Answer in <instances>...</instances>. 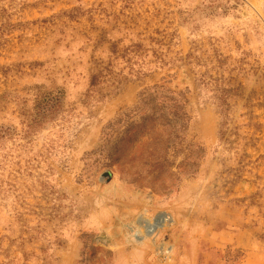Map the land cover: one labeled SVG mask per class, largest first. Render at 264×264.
Returning <instances> with one entry per match:
<instances>
[{
    "label": "rangeland",
    "instance_id": "rangeland-1",
    "mask_svg": "<svg viewBox=\"0 0 264 264\" xmlns=\"http://www.w3.org/2000/svg\"><path fill=\"white\" fill-rule=\"evenodd\" d=\"M136 43L145 62L163 60L139 78L111 52ZM99 63L115 77L93 88ZM204 72L236 89L222 140ZM161 83L187 91V138L204 151L192 176L141 170L127 142L103 138ZM47 91L75 116L25 137L23 114ZM180 256L264 264V0H0V264Z\"/></svg>",
    "mask_w": 264,
    "mask_h": 264
},
{
    "label": "trees",
    "instance_id": "trees-1",
    "mask_svg": "<svg viewBox=\"0 0 264 264\" xmlns=\"http://www.w3.org/2000/svg\"><path fill=\"white\" fill-rule=\"evenodd\" d=\"M114 55H119L125 62L138 65L132 77L139 78L152 65H163V60L155 62L144 61L142 44H131L119 53L116 46H112ZM189 58L196 64L200 60ZM195 55V54H194ZM160 59V57H157ZM144 68H146L144 70ZM114 71L110 65L99 63L91 74L90 86L97 87L102 82L114 79ZM198 84L203 97L214 104L220 115L219 140L225 138V129L232 109V99L237 95L236 89L227 86L223 77L213 76L206 72L198 74ZM187 91L171 88L165 83L155 84L144 88L138 95L137 103L108 123L103 130V138L108 143L127 142L129 156L139 160L136 165L141 170H171L192 176L199 167V160L203 156V149L190 142L187 138L190 116L186 109ZM74 111L64 108L62 92H42L36 97L32 111L24 116V136L29 137L42 129L48 123L59 126L61 130L71 123ZM184 155L183 161L176 164L173 157ZM173 167L176 169L172 171Z\"/></svg>",
    "mask_w": 264,
    "mask_h": 264
},
{
    "label": "crops",
    "instance_id": "crops-1",
    "mask_svg": "<svg viewBox=\"0 0 264 264\" xmlns=\"http://www.w3.org/2000/svg\"><path fill=\"white\" fill-rule=\"evenodd\" d=\"M178 261H179V264H183V256L178 257ZM190 264H198V263L197 262H193V263H190ZM207 264H211V263H207Z\"/></svg>",
    "mask_w": 264,
    "mask_h": 264
},
{
    "label": "built area",
    "instance_id": "built-area-1",
    "mask_svg": "<svg viewBox=\"0 0 264 264\" xmlns=\"http://www.w3.org/2000/svg\"><path fill=\"white\" fill-rule=\"evenodd\" d=\"M164 253H165V254H168V253H169V251L165 250V251H164ZM167 257H168V255H167Z\"/></svg>",
    "mask_w": 264,
    "mask_h": 264
},
{
    "label": "bare ground",
    "instance_id": "bare-ground-1",
    "mask_svg": "<svg viewBox=\"0 0 264 264\" xmlns=\"http://www.w3.org/2000/svg\"><path fill=\"white\" fill-rule=\"evenodd\" d=\"M150 223V222H149ZM156 225V224H155Z\"/></svg>",
    "mask_w": 264,
    "mask_h": 264
}]
</instances>
